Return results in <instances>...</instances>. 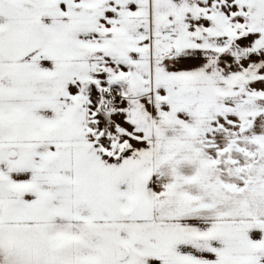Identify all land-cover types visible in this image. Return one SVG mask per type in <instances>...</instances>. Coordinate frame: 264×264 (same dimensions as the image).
I'll use <instances>...</instances> for the list:
<instances>
[{
    "label": "snow or ice",
    "instance_id": "obj_1",
    "mask_svg": "<svg viewBox=\"0 0 264 264\" xmlns=\"http://www.w3.org/2000/svg\"><path fill=\"white\" fill-rule=\"evenodd\" d=\"M0 264H264V0H0Z\"/></svg>",
    "mask_w": 264,
    "mask_h": 264
}]
</instances>
